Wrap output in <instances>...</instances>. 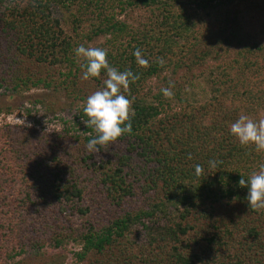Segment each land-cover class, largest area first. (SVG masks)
I'll list each match as a JSON object with an SVG mask.
<instances>
[{
	"label": "trees",
	"instance_id": "16d2710c",
	"mask_svg": "<svg viewBox=\"0 0 264 264\" xmlns=\"http://www.w3.org/2000/svg\"><path fill=\"white\" fill-rule=\"evenodd\" d=\"M100 37L137 78L131 131L89 152L82 109L106 77L73 50ZM33 89L81 105L59 130L0 124V264H264V209L238 185L264 151L229 131L264 118V0H0V94Z\"/></svg>",
	"mask_w": 264,
	"mask_h": 264
},
{
	"label": "clouds",
	"instance_id": "9594fccd",
	"mask_svg": "<svg viewBox=\"0 0 264 264\" xmlns=\"http://www.w3.org/2000/svg\"><path fill=\"white\" fill-rule=\"evenodd\" d=\"M75 57L84 60L82 78L100 77L102 86L88 95L84 101L83 115L87 119L83 123L94 131V135L86 143L89 152L99 151L100 146H105L116 141L124 133L131 131L130 105L132 100L124 94L130 80L137 77L131 70L119 71L108 63L107 50L101 47H85L83 44L73 50ZM136 63L140 66L147 65L148 61L142 57L139 49L134 51ZM165 97H170L171 82L169 87L161 89ZM230 134L242 146L253 145L257 152L264 151V118L252 119L246 114H240L230 125ZM189 158H191L189 156ZM209 167L215 168L217 162L210 160ZM202 166L195 165V173L199 175ZM238 185L247 189L246 201L253 210L264 209V163L259 165L258 171L250 173L247 177L241 176Z\"/></svg>",
	"mask_w": 264,
	"mask_h": 264
},
{
	"label": "rangeland",
	"instance_id": "374dc122",
	"mask_svg": "<svg viewBox=\"0 0 264 264\" xmlns=\"http://www.w3.org/2000/svg\"><path fill=\"white\" fill-rule=\"evenodd\" d=\"M104 40L105 37H100L91 46L102 43ZM184 73V69H181L178 76ZM152 83L151 86L159 85L158 80H153ZM194 86L195 88L192 89L194 97L199 101L204 100L208 94L204 81L198 80ZM80 105L69 99L63 90L33 89L15 95L1 93L0 124L7 122L13 125H33L48 131L59 130L63 127L61 119H71L72 115L78 112ZM7 109H10L12 114H6ZM28 110L30 113L27 112ZM70 259V254L65 252L47 255L28 264H68Z\"/></svg>",
	"mask_w": 264,
	"mask_h": 264
}]
</instances>
